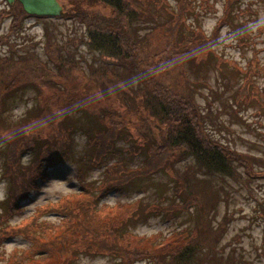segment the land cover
Here are the masks:
<instances>
[{
    "label": "trees",
    "instance_id": "16d2710c",
    "mask_svg": "<svg viewBox=\"0 0 264 264\" xmlns=\"http://www.w3.org/2000/svg\"><path fill=\"white\" fill-rule=\"evenodd\" d=\"M59 1L64 9L63 19L78 20L86 27V44L91 50L109 60H115L139 79L142 87L137 90L128 88L124 80L117 75H113L115 78L111 83L116 88L119 99L122 102L126 99L129 101V106L125 105L124 113L139 115L143 120L142 129L134 126L138 135L142 130L149 134L153 141L145 145L144 137L139 143L141 147H148L144 151L145 158L140 168L130 169L122 159L109 161L108 157L114 152L115 143L121 137L119 132L126 128L128 135L124 138L130 140L131 130L119 110H108L112 112L110 115L104 110L105 115L100 119L97 109L94 114L101 127L96 135L88 139L87 145L94 149L92 165L103 167L101 182L93 186L85 181L83 173H78L79 191L69 192L57 202L46 203L22 224L0 229V244L4 239L13 236H21L28 243L25 248L15 249L9 257L0 252V264H79L81 255L87 253L91 256L118 253L121 264H236L232 258L234 253L226 254L222 243L229 217L224 218L223 222L214 223L213 216L217 206L210 201L207 181L201 180L198 172L203 171L208 176L236 178L242 168L248 177L254 179L249 158L255 159L233 149L211 133L208 122L213 124L212 113L197 101L194 95L197 88L183 78L182 62L192 59L195 61L197 56L202 55H206L207 63L218 60L217 64L214 63L217 66L228 62L244 79L234 96L235 103L255 98L264 107L261 101L264 99V90L255 81V77H264V64H261L257 49H254L252 60L247 63L249 67H242L234 60L224 58L213 48V44L219 41L221 28L231 23L232 19H240L242 21L239 25L246 29L249 27V21L242 17L254 14L252 7H242L244 0H224L222 15L210 35L199 25L196 30H192L193 35H184L179 39L183 28L188 27L187 17L196 12L197 6L192 4V0H175L177 5L172 11L168 8V0H65L67 3ZM140 2L151 3V6L154 4L156 7L152 6V11L147 13L151 6L143 8ZM204 3L211 7L209 0H204ZM163 7H166L167 13L162 14L159 11ZM101 8L109 11L106 17L100 15ZM212 9L216 10L215 7ZM7 10L13 11L8 16L11 17L12 26L15 28L19 29L31 18L17 1L8 4ZM7 14L9 13L3 11L0 20L3 21ZM157 14H160L164 21L157 19ZM134 20L150 24L151 28H148L145 36H140L138 30L141 24L133 22ZM0 41L13 47L7 36L1 37ZM238 44L256 47L251 34L241 38ZM44 53L48 63L35 56L10 60L14 65H24L16 71L11 69L9 63L4 64L5 60L0 58V115L5 112L6 106L8 107V101L15 98L18 92L28 88L41 91L36 86L28 85L29 83L44 87L42 90H56L54 96H49L41 104L43 115L48 112L45 118L48 126L45 136L47 144L32 158L30 170L25 171L21 166L20 155L27 147H36L43 137L39 135V140H36L34 137L29 138L26 131L6 132L8 137L12 138L11 143L8 142L7 165L17 168L16 188L10 192L13 197L8 204L0 203L7 217L20 210L23 200L31 191L39 189L36 179H49L48 168L69 160L71 134L74 132V122L78 119L68 120V116L81 105L77 97L72 98L68 94L77 88L73 87V90L69 91L65 86L77 76H72V73L80 74L81 70L82 78L86 77L87 82L95 81L99 92L106 98L104 85L109 82V70L93 69L88 75L75 59L62 54L59 45L50 40L45 43ZM45 65L55 69L47 70ZM54 79L60 83L56 84ZM208 88L218 93L212 85H208ZM131 96L133 98H130ZM137 97L139 100H135ZM216 99L222 100L218 97ZM221 103L223 107H227L226 103ZM207 104L210 105L211 101L207 100ZM234 112H237V109H234ZM61 122L68 123L71 127L60 128ZM138 152L141 150L135 145L128 148L131 155ZM185 159L195 161L196 166H190L187 172L183 173V179L177 177L187 192L183 203L166 208H146L142 200L131 203H102L101 206L98 204V200L101 202L111 191L120 192L137 178H146L162 169L174 174L175 171L168 164ZM191 170L193 174L189 173ZM172 176L176 178L175 175ZM261 177H264V171H257L255 178ZM195 178L193 186L197 188L199 195L190 191L192 186H189L188 179ZM191 206H197L198 216L196 225L191 229L185 228L170 235L158 233L151 236L135 235L129 231L131 225L147 219L145 213L148 210L165 212L168 218H171L174 211L188 210ZM50 209L58 215L56 222L45 218ZM260 213L264 214L263 205ZM0 225H4L1 220Z\"/></svg>",
    "mask_w": 264,
    "mask_h": 264
},
{
    "label": "rangeland",
    "instance_id": "374dc122",
    "mask_svg": "<svg viewBox=\"0 0 264 264\" xmlns=\"http://www.w3.org/2000/svg\"><path fill=\"white\" fill-rule=\"evenodd\" d=\"M62 2L67 3L65 0ZM168 2V8L171 11L176 8L177 2L175 0H168ZM209 2L211 7L206 5L204 0H192V4L196 5L197 9L196 12L187 17L186 24L188 27L183 28L179 39H182L184 35H193L192 30H196L199 25H202V30L205 33L211 34L218 18L222 15L224 0H209ZM140 3L143 8L151 6V3ZM152 6L151 10L147 9V13L152 11ZM250 6L254 14L242 17L249 21V27L247 29L242 27L239 25L242 20L234 18L231 23L225 24L221 28L219 41L217 44H213V48L218 54L223 55L224 58L234 60L242 67H249L247 63L250 61L254 49L258 51L261 64H264V0L243 1L242 7ZM212 7H215L216 10H213ZM7 9L8 3L5 0H0V14L3 11L9 13L4 16L3 21L0 20V38L7 36L13 45V47H10V44L0 41V58L6 61L3 62L4 64L9 63L12 70L16 71L24 67V65L18 63L14 65L11 62L24 56H35L42 62L48 63L49 60L44 53V46L50 40L59 45L62 54L75 59L80 68L83 67L88 75L93 69H106L110 72L108 75L109 82L104 85V91H107V93L105 92L106 98L99 92L100 89L96 86L95 81L87 82L86 77L85 79L82 78L81 70L80 74L72 73V76H77L73 77V81L65 86L69 91H72L73 87L77 88V90L68 92V94L72 98L77 97L81 105L79 109L68 116V120L78 119L74 122V132L71 134L72 144L68 150L69 160L48 168L49 179H36L39 189L31 191L29 196L23 200L18 212L7 217L6 211L0 205V220L4 223V225H0V229H7L10 225L22 224L24 220L46 203L57 202L69 192L79 191L80 181L78 175L80 173H83L85 181L93 186L101 182L103 167L92 165L91 160L94 149L87 145L88 139L96 135L101 127L94 114L97 109L100 119L105 115L104 110L107 111V115L112 113L108 110H119L127 123V127H130L131 130L129 133L132 139L130 140L124 138L125 135H128L126 128L119 132L121 137L119 136L120 138L115 143V150L108 157L109 161L122 159L126 167L133 170L140 168L145 158L144 151L148 147H141L139 143L144 137L146 138L143 142L145 145H149L153 141L152 137L142 130L138 135L134 126L142 129L143 120L139 115L129 112L124 113L125 105L129 106V101L126 99L122 102L116 94V88L111 83V80L115 78L113 75H117L124 80L128 88H136L137 90L142 87L139 79L135 74L129 73L126 68H122L115 60H109L91 50L86 44V27L80 21L63 18H28L26 21L24 20L25 22L18 29L12 26L11 17L8 16L11 10ZM165 9L166 7H163L159 11L162 14L167 13ZM100 10V15L106 17L109 11L102 8ZM6 16L8 17L6 18ZM157 19L164 21L160 14H157ZM136 21L141 24L140 30H138L140 36H145L148 28H151L150 24H144V21L138 20L133 22ZM247 34L252 35L256 47L252 45L251 47L240 46L238 44V41ZM205 57L206 55H202L197 56L195 61H192L193 59L183 61L182 76L197 88L194 91L197 101L212 113L211 121H213V124L208 122L211 133L223 143L231 145L233 149H237L241 153L252 156L256 161L249 158L252 172H254V179L248 177L242 171V168H240L236 178L208 176L203 171L198 172L199 178L207 181L210 201L216 203V214L213 216L214 223L223 222L224 218L229 217L222 242L225 246V253L233 252L232 258L236 264H264V214L260 213L261 206H264V177L255 178L257 171H264V107L255 98H251L246 102L235 103L234 96L240 84L244 83L243 77L228 62L217 66L216 61L218 60L213 59L214 61L211 60L207 63ZM0 61L2 62V60ZM197 62H201V66ZM45 67L47 70L53 68L46 65ZM208 67H216V69ZM8 70L11 72L10 69ZM255 81L264 90V77H255ZM54 82L56 84L60 83L55 79ZM28 85L36 86L41 91L28 88L18 92L15 98L8 101V107L6 106L5 112L0 115V135L2 137L0 138V203L5 202L8 204L13 197L10 192L16 188L15 170L17 168L14 169L8 166L6 161L8 142L11 143L12 140L6 132L9 130L19 131V133L26 131L29 138L34 137L36 140H39V135L43 137L37 142L36 147L29 146L20 155V161H22L20 164L25 168V171L30 170L32 158L41 151L42 146L44 147L47 144L45 136L48 132V126L45 118L48 116V112L43 115L44 110L42 111L41 104L49 96H54L56 90L52 88L42 90L44 87L31 83ZM208 85H212L215 90H218V93L216 94L210 90ZM215 96L222 99L221 101L226 103L227 107H223L221 101L217 100ZM135 100H139V98L137 97ZM207 100L211 101L210 105L207 104ZM261 101L264 103V99ZM218 109L222 111L219 112ZM234 109H237V112H234ZM59 127L71 126L68 123L61 122ZM134 145L141 152L131 155L128 153V148ZM168 165L175 171L174 174L162 169L146 178H137L120 192H112L110 196H104L101 202L98 200V204L101 206L105 202L113 204L117 201L131 203L135 200H142L146 208L153 206L166 208L173 204L183 203L184 199L187 198V192L184 184H181L179 179L185 177L183 173L187 172L190 166H196L195 161L185 159ZM7 172L9 173L6 174ZM189 173L193 174V170ZM172 175H175L176 178ZM195 181L196 178L194 180L188 179L189 186H192L190 191L193 194H198L197 188L193 186ZM181 187L183 190H181ZM177 188H180V190L178 191ZM199 193L205 195L203 192ZM145 214L147 219L139 224L134 223L130 226L129 231L140 236H151L158 233L170 235L185 228H193L198 217L197 206H191L188 210H176L172 213L173 217L171 218H168L165 212L148 210ZM45 218L56 222L58 215L53 209H50ZM27 246L28 243L24 238L13 236L4 239L3 243L0 244V252L9 257L15 249ZM88 254H80L82 257L78 261L79 264H121L118 253L117 255L97 256Z\"/></svg>",
    "mask_w": 264,
    "mask_h": 264
},
{
    "label": "water",
    "instance_id": "95a60500",
    "mask_svg": "<svg viewBox=\"0 0 264 264\" xmlns=\"http://www.w3.org/2000/svg\"><path fill=\"white\" fill-rule=\"evenodd\" d=\"M15 0H8L12 3ZM26 13L37 16H61L62 7L57 0H18Z\"/></svg>",
    "mask_w": 264,
    "mask_h": 264
}]
</instances>
